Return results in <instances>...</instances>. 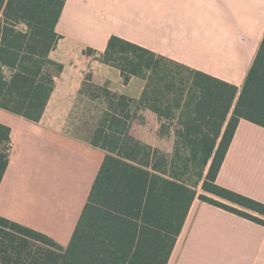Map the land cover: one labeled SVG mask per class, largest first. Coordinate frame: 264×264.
<instances>
[{"label": "trees", "instance_id": "16d2710c", "mask_svg": "<svg viewBox=\"0 0 264 264\" xmlns=\"http://www.w3.org/2000/svg\"><path fill=\"white\" fill-rule=\"evenodd\" d=\"M66 1L0 0V108L42 118L64 70L50 53ZM101 61L145 89L135 101L91 75L83 84L105 107L92 144L107 155L71 241L63 247L0 216V264H168L199 186V200L264 226V203L217 183L241 120L264 128V39L241 90L117 36ZM144 108L167 118L181 111L171 155L132 131ZM11 152V129L0 123V185Z\"/></svg>", "mask_w": 264, "mask_h": 264}, {"label": "crops", "instance_id": "0c3cea01", "mask_svg": "<svg viewBox=\"0 0 264 264\" xmlns=\"http://www.w3.org/2000/svg\"><path fill=\"white\" fill-rule=\"evenodd\" d=\"M56 31L60 39L50 58L64 70L40 121L0 108L12 143L0 185V216L67 247L107 155L76 134L96 104L81 93L83 84L91 75L94 84L135 101L145 89L144 80L125 83L119 69L101 61L110 38L241 90L264 39V0H67ZM99 106L91 113L93 132L105 110ZM138 116L134 134L171 155L181 111L167 118L144 108ZM217 183L264 203V128L241 120ZM198 196L168 264H264V226Z\"/></svg>", "mask_w": 264, "mask_h": 264}, {"label": "rangeland", "instance_id": "374dc122", "mask_svg": "<svg viewBox=\"0 0 264 264\" xmlns=\"http://www.w3.org/2000/svg\"><path fill=\"white\" fill-rule=\"evenodd\" d=\"M25 27H22V29H24ZM136 83H139V82H136ZM136 86H138V84H135L134 85V87H136ZM134 87L132 88V90H134ZM101 104V101H96V104H93V106L91 107V108H89V111H90V113H89V118H88V120H86L87 121V123H83V124H81V126H80V130H78L77 132H76V134H78V136H80V137H82L83 139H93V136H94V133L95 132H93L94 131V128L92 127V125H91V121H92V117L93 116H95V115H91V113L92 112H94V110H99V109H97V108H99L100 105ZM136 132V134H138V131H135ZM140 134V133H139ZM165 148H167V147H165ZM186 178H188V176H186ZM195 179V178H194ZM197 191L199 192V193H202V189H201V186H199L198 188H197Z\"/></svg>", "mask_w": 264, "mask_h": 264}]
</instances>
